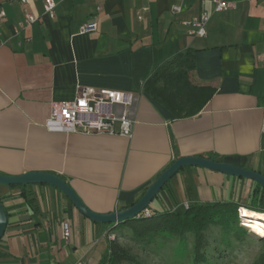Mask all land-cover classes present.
Returning a JSON list of instances; mask_svg holds the SVG:
<instances>
[{
  "label": "crops",
  "instance_id": "crops-1",
  "mask_svg": "<svg viewBox=\"0 0 264 264\" xmlns=\"http://www.w3.org/2000/svg\"><path fill=\"white\" fill-rule=\"evenodd\" d=\"M55 1L51 18L40 1L0 0L7 13L0 33V174H57L97 213L135 204L182 156L264 174V0H237L224 12H215L212 0ZM174 3L182 4L178 14ZM24 9L38 20L18 31ZM203 10L211 18L207 35L197 37L182 22ZM86 23L97 29L82 32ZM186 48L197 51L193 82L215 93L199 113L179 117L143 84ZM78 83L132 93V104L118 108L136 121L133 136L48 129L52 102L73 99ZM254 188L247 178L187 166L150 209L184 212L206 203L250 209ZM0 200L9 218L0 264H97L108 249V224L83 215L52 185L0 184ZM64 221L72 226L69 239Z\"/></svg>",
  "mask_w": 264,
  "mask_h": 264
},
{
  "label": "trees",
  "instance_id": "trees-1",
  "mask_svg": "<svg viewBox=\"0 0 264 264\" xmlns=\"http://www.w3.org/2000/svg\"><path fill=\"white\" fill-rule=\"evenodd\" d=\"M196 54L197 51L192 48L175 53L155 68L143 84V90L147 94L179 117L196 115L215 93L214 88L197 85L191 78L196 70ZM253 198L264 199V188L256 182ZM250 209L264 212V207L254 204L250 205ZM229 210L238 214L237 209H232L227 203L196 204L187 207L184 212L152 210L148 216L140 215L114 225L109 230V235L118 228H127L137 240L150 244L163 233L186 238L187 233L192 232L194 262L199 264L207 261L204 250L208 244V229L211 226H219L223 218L229 214ZM240 228L247 230L245 227ZM124 261L137 263L133 254L116 243V240H110L108 249L97 264H121ZM254 264H264V253Z\"/></svg>",
  "mask_w": 264,
  "mask_h": 264
},
{
  "label": "built area",
  "instance_id": "built-area-1",
  "mask_svg": "<svg viewBox=\"0 0 264 264\" xmlns=\"http://www.w3.org/2000/svg\"><path fill=\"white\" fill-rule=\"evenodd\" d=\"M9 3H21L28 5L32 1H40L43 4L44 13L53 18L56 12L55 0H6ZM180 2L184 0H179ZM215 12H224L235 9L237 0H212ZM145 10V9H144ZM182 11L181 3L172 5V12L178 14ZM138 19H142V11H138ZM211 13L203 10L199 15L190 20L183 21L189 26V32L197 37L207 35V26ZM38 20V17L24 9V18L15 25L16 30H21ZM7 21V13L0 9V33L4 23ZM97 29V23H86L81 27L82 32H89ZM133 94L125 91H118L108 88L96 89L92 86L78 83L75 87L73 99L65 101H53L51 104L50 116L46 121V127L50 130H65L68 132L81 133L86 135H120L132 137L136 121L129 115L127 109L119 110V106L128 107L133 102ZM264 129V126H263ZM238 208V215L240 216ZM152 213L150 208L141 215L148 216ZM241 217V216H240ZM242 218V217H241ZM63 235L69 239L72 235V226L69 221L62 225ZM251 230L250 228L248 229ZM111 236V235H109Z\"/></svg>",
  "mask_w": 264,
  "mask_h": 264
},
{
  "label": "rangeland",
  "instance_id": "rangeland-1",
  "mask_svg": "<svg viewBox=\"0 0 264 264\" xmlns=\"http://www.w3.org/2000/svg\"><path fill=\"white\" fill-rule=\"evenodd\" d=\"M251 201L256 206L264 207L263 198L252 197ZM251 220L241 218L233 210H229L219 226L208 229V244L204 250L207 261L199 264H254L264 253V237L250 233L248 223ZM114 225L116 224L108 223L109 228ZM107 238L108 241L116 240L137 260V263L124 261L121 264H198L194 262L192 232L187 233L186 238L163 233L150 244H145L137 240L131 230L118 228L111 236L108 234Z\"/></svg>",
  "mask_w": 264,
  "mask_h": 264
},
{
  "label": "water",
  "instance_id": "water-1",
  "mask_svg": "<svg viewBox=\"0 0 264 264\" xmlns=\"http://www.w3.org/2000/svg\"><path fill=\"white\" fill-rule=\"evenodd\" d=\"M187 166H199L202 168L220 171L232 176H238L255 181L264 188V174L252 169L239 167L224 161H216L214 157L205 158L197 156H182L176 159L167 169H165L157 179L150 185L139 201L132 206L117 210L111 213H97L86 206L78 196L71 185L61 176L45 172L30 171L21 175H4L0 174V184L6 186L28 185V184H49L61 190L75 205V207L86 217L98 223H115L124 222L128 219L139 217L146 209L150 208L151 202L162 190L164 185L178 171ZM8 213L0 200V240L3 238L8 226Z\"/></svg>",
  "mask_w": 264,
  "mask_h": 264
},
{
  "label": "bare ground",
  "instance_id": "bare-ground-1",
  "mask_svg": "<svg viewBox=\"0 0 264 264\" xmlns=\"http://www.w3.org/2000/svg\"><path fill=\"white\" fill-rule=\"evenodd\" d=\"M240 216L246 219H252L248 223V226L251 229L250 233H253L258 237H264L259 234V231H264V212H255L251 209L241 208Z\"/></svg>",
  "mask_w": 264,
  "mask_h": 264
},
{
  "label": "snow or ice",
  "instance_id": "snow-or-ice-1",
  "mask_svg": "<svg viewBox=\"0 0 264 264\" xmlns=\"http://www.w3.org/2000/svg\"><path fill=\"white\" fill-rule=\"evenodd\" d=\"M259 234L264 236V231H259Z\"/></svg>",
  "mask_w": 264,
  "mask_h": 264
}]
</instances>
